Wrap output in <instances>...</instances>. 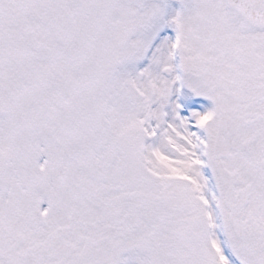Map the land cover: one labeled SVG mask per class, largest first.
<instances>
[{
  "label": "snow or ice",
  "instance_id": "6c2138e0",
  "mask_svg": "<svg viewBox=\"0 0 264 264\" xmlns=\"http://www.w3.org/2000/svg\"><path fill=\"white\" fill-rule=\"evenodd\" d=\"M0 264H264V0H0Z\"/></svg>",
  "mask_w": 264,
  "mask_h": 264
}]
</instances>
